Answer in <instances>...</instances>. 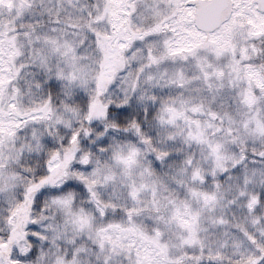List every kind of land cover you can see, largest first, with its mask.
Instances as JSON below:
<instances>
[{"label":"snow or ice","instance_id":"1","mask_svg":"<svg viewBox=\"0 0 264 264\" xmlns=\"http://www.w3.org/2000/svg\"><path fill=\"white\" fill-rule=\"evenodd\" d=\"M0 264H264V0H0Z\"/></svg>","mask_w":264,"mask_h":264}]
</instances>
